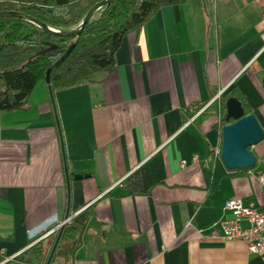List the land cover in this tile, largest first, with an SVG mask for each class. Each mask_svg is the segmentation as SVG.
<instances>
[{"label":"crops","instance_id":"crops-1","mask_svg":"<svg viewBox=\"0 0 264 264\" xmlns=\"http://www.w3.org/2000/svg\"><path fill=\"white\" fill-rule=\"evenodd\" d=\"M44 85L28 110L0 112V259L69 213L82 229L72 264H264L219 225L229 200L264 203V140L253 169L231 171L213 127L233 90L264 129V0L165 6L124 37L111 73L54 104Z\"/></svg>","mask_w":264,"mask_h":264},{"label":"trees","instance_id":"trees-1","mask_svg":"<svg viewBox=\"0 0 264 264\" xmlns=\"http://www.w3.org/2000/svg\"><path fill=\"white\" fill-rule=\"evenodd\" d=\"M100 1L0 0V13H22L53 30L69 31L78 27ZM187 1L115 0L96 12L79 37L50 35L32 22L0 18V112L28 110L34 89L40 82L46 84L48 72L53 94L89 81L95 74L111 73L127 34L142 27L161 8ZM235 96L238 95L233 90H226L220 97L219 119L213 123L220 136L226 124V102ZM203 107L204 104L196 105L193 115ZM81 242L82 229L77 222L67 223L25 253L6 262L0 259V264H72Z\"/></svg>","mask_w":264,"mask_h":264},{"label":"water","instance_id":"water-1","mask_svg":"<svg viewBox=\"0 0 264 264\" xmlns=\"http://www.w3.org/2000/svg\"><path fill=\"white\" fill-rule=\"evenodd\" d=\"M115 0H102L96 3L86 14L82 23L69 31H56L51 27L43 24L25 14L17 12H1L0 18H14L32 22L39 27L43 28L50 35L60 37H79L81 36L85 26L95 16L96 12L105 6L111 5ZM46 84L48 85L49 93L52 103L54 104V94L50 86L49 72L47 73ZM226 124L222 128L221 138V160L227 169L234 170H250L257 165V158L251 151V148L259 144L264 140V129L259 120L253 113L246 112L242 102L237 97H230L226 102ZM66 174L68 181V189L70 184L69 172L66 166ZM90 175H75L76 180L88 178ZM73 215L67 213L66 220L61 224L60 228H63L67 224ZM62 230L59 233V238L54 246L51 257L59 242ZM6 262V261H4ZM3 262V263H4ZM2 264V263H1ZM49 264V262L47 263Z\"/></svg>","mask_w":264,"mask_h":264},{"label":"built area","instance_id":"built-area-1","mask_svg":"<svg viewBox=\"0 0 264 264\" xmlns=\"http://www.w3.org/2000/svg\"><path fill=\"white\" fill-rule=\"evenodd\" d=\"M222 94L223 92H220L217 98H220ZM214 153L216 156H220L221 150L216 147ZM197 161L198 158L194 156L192 162ZM188 164V161H183L184 167ZM225 210L231 211L233 217L219 221L223 238L226 240H241L245 242L250 253L255 255L264 254V203L262 205L254 203L244 205L239 200H229L225 204ZM244 222L247 223V226L243 225ZM212 236H216V232H213Z\"/></svg>","mask_w":264,"mask_h":264},{"label":"rangeland","instance_id":"rangeland-1","mask_svg":"<svg viewBox=\"0 0 264 264\" xmlns=\"http://www.w3.org/2000/svg\"><path fill=\"white\" fill-rule=\"evenodd\" d=\"M42 87V88H41ZM44 87H45V85H44V83H42V82H40L39 84H37V86H36V88L34 89V91H33V93H32V95H31V97H30V102H32L33 104L34 103H38V98H39V96H41V95H43V93L42 92H40L41 91V89H44ZM55 94H56V92H55ZM55 94H54V96H55ZM55 105H56V107H57V103H56V98H55ZM57 111H58V109H56ZM213 109H211L210 110V112L208 113V114H210V115H212L213 114Z\"/></svg>","mask_w":264,"mask_h":264}]
</instances>
